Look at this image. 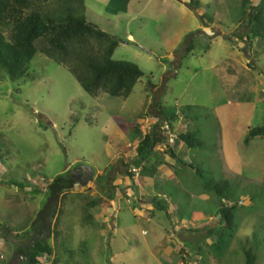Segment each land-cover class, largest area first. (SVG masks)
Wrapping results in <instances>:
<instances>
[{"label": "rangeland", "instance_id": "374dc122", "mask_svg": "<svg viewBox=\"0 0 264 264\" xmlns=\"http://www.w3.org/2000/svg\"><path fill=\"white\" fill-rule=\"evenodd\" d=\"M195 2L197 8L190 0H82L86 21L118 43L111 59L142 72L126 98L88 95L68 67L41 53L20 81L0 71V264H27L36 240L55 248L44 264H245L247 250L254 264H264V138L243 142L264 117V30L249 17L264 15V0ZM165 114L173 117L177 146L169 141L155 150L173 147L179 157L163 175L173 170L176 177L163 186L164 194L173 192L174 209L140 223L125 176L136 173L131 138L137 128L143 135L167 122ZM185 130L202 146L180 142ZM58 176L65 189L50 196ZM203 180L227 181L228 199L211 192L202 219L191 216L190 224ZM117 192L123 198L109 216L116 201L108 197ZM165 196L155 201L164 204ZM220 205H237L231 231L219 225ZM173 215L182 219L174 246L180 239L184 252L177 246L171 255L162 248L175 235ZM208 216L215 218L204 225Z\"/></svg>", "mask_w": 264, "mask_h": 264}, {"label": "trees", "instance_id": "16d2710c", "mask_svg": "<svg viewBox=\"0 0 264 264\" xmlns=\"http://www.w3.org/2000/svg\"><path fill=\"white\" fill-rule=\"evenodd\" d=\"M47 1L0 0V71L4 72L11 82L20 81L28 76L31 60L36 54L41 53L57 64L68 67L80 87L88 95L95 96L98 91L103 90L110 97L126 98L137 80L142 77L139 68L130 62L111 59L118 43L112 36L86 21L82 14L84 9L82 0H79L77 7L71 6L73 0H62L54 8H42L41 5ZM195 1L190 0V5L193 8H197ZM246 4L247 0H243V5ZM249 17L252 23L259 24L260 28L264 30L262 10L249 12ZM4 30H9L7 36H5ZM187 50L190 51V49ZM158 112L160 115L162 114V111ZM164 119L171 126L173 117L167 115ZM158 128V125H155L143 135L137 128L136 133L131 138V142L135 139L139 140L136 146V156L131 164L137 168L142 163H147L146 166L142 167V174H147L150 177L155 176L156 166L164 163L165 156L173 159L175 163L179 161L177 153L171 147L166 151L165 149L162 150L159 154L157 151L155 153V147L163 144L165 139L159 134ZM256 137L264 138V117L260 126L249 129L243 142L247 144ZM178 139L188 149L202 146V142L189 131L180 133ZM152 157L155 158L153 164L150 163L153 160ZM125 173L129 178H132L128 170ZM196 174L202 178L200 170H197ZM64 180L60 176L52 180L53 194L50 196L56 197V195L61 194L65 187H59L58 184L65 182ZM201 185V192L208 195L209 198L212 196V192L220 201L228 199V194H226L228 191L227 181L212 183L210 180H203ZM108 198H112V195ZM154 199L152 202L156 211H167L166 202L162 204V202ZM236 207L237 205H220L217 214L220 216L218 222L222 231L223 229L232 230L234 225L232 212ZM5 230L10 234L13 232L9 228H5ZM188 230L191 231V229ZM211 230L208 229L209 237L213 235ZM54 250L55 248L48 243L36 240L32 247L27 250L26 263L39 264V259L42 256H47L50 259L54 257ZM182 250L183 248L180 251ZM255 260L251 250H247L245 252V264H254Z\"/></svg>", "mask_w": 264, "mask_h": 264}, {"label": "crops", "instance_id": "0c3cea01", "mask_svg": "<svg viewBox=\"0 0 264 264\" xmlns=\"http://www.w3.org/2000/svg\"><path fill=\"white\" fill-rule=\"evenodd\" d=\"M179 63H180V59H179L178 64ZM135 142H136V140L133 141L132 143L134 144ZM174 165H175L174 160H173V164H172L171 162H168V156H165L164 157V163L161 164V165H158L156 167L155 177H150V176H147V174H144V176H142V178H141V176H138V179L135 177L136 179L133 180V185L131 186L133 189H131V188L128 189L129 192H130V194H131V196H130V194H128V196L127 195L126 196L127 197L130 196L129 198H131V200L135 203V206L132 208V214H133V209L140 210V212L138 214L142 213L141 214L142 218H140L139 216L133 214V216L135 218H137L140 223L142 221H143V223H148V224H150L152 222V218L154 216V212L156 211L154 209V206H153V202H152L153 199L154 198H157V197L159 198L160 196L161 197L162 196H165L166 194H164L163 186L166 185L167 183H172V182L174 183V182H176V179H175L176 177L174 175V171L173 170L171 172H168L166 174V176L163 177V175L165 173L164 172L165 167H168L169 169H172L173 167H175ZM162 166L164 168H160ZM158 174H161L162 175L161 176L162 177L161 179L159 178L160 176H158ZM160 181H163L164 183L161 185V183H159ZM126 184H128L127 181H126ZM130 185H131V183H130ZM132 190L135 191V194H134V192ZM170 192H171V194H167L165 196V200L164 201L168 205L167 212L170 213V214H172L174 208L171 206V202L169 200L170 199V196L169 195H172L173 192H172V190L169 191V193ZM197 196H198L197 199L200 200V201H199V203L194 204V206H195L196 210L199 213H197V211L194 209L195 211L193 212V215H190V218L187 219L188 220L187 223H190L192 221L191 220V216L199 217L200 219H202V214L203 215L205 214L204 212H201L200 211V207H201V204L204 201L209 200L210 198H209L208 195L204 194L203 192L197 194ZM122 198L123 197H121L120 194L117 193V195L115 197V200H114V202L116 201V204L113 205V209L110 210V208H108V209L106 208V212H107V214L109 216L116 215V213H117V211H118V209L120 207V201L122 200ZM171 199H173V198L171 197ZM126 202H128V199L126 200ZM108 210H110L112 212L108 213ZM144 211H145L146 214L144 213ZM200 213H202V214H200ZM172 217L174 219V226H173L172 229H173L175 235H173L172 237H170L169 234H168V239H167L168 245L162 248L164 252L170 253L171 255H173L175 252L180 251L181 250L180 247L182 245V243L179 244V242H181L180 239H179L176 242V247L179 246L178 251H176V247L174 246V244H175V242H174L175 239L174 238H177L178 237L176 232H178L177 230L179 228H178L177 225H178V223H180L182 221V219H179L180 222H177L176 219L174 218V215ZM209 218H210L209 221H211V219L212 218H215V217L208 216L207 218H204L203 224L206 222L207 225H208L209 224V221H208ZM192 219H193V217H192ZM190 224H193V222L190 223ZM176 227L178 228L177 230L175 229ZM159 229H160V227L158 226L157 229H152V230L155 231V234H156V233H158L157 231H159ZM191 231H193V230H191ZM188 232H190V231H188ZM143 233L145 234V236L147 235V232L145 230H144Z\"/></svg>", "mask_w": 264, "mask_h": 264}, {"label": "clouds", "instance_id": "9594fccd", "mask_svg": "<svg viewBox=\"0 0 264 264\" xmlns=\"http://www.w3.org/2000/svg\"><path fill=\"white\" fill-rule=\"evenodd\" d=\"M156 125H158V129H161V130H163V129H168V131L170 132H168L169 134L168 135H165V134H163L162 136L165 138L164 139V143L163 144H160L161 146H165V145H168L169 144V141H170V144L173 146H177L176 144H177V141H176V137L177 136H175V134L173 133L172 134V132H173V130L171 131V129L173 128V126H172V124H171V126H172V128H171V126L167 123V122H165V123H163L162 125H159V124H156ZM159 131V130H158ZM185 131H187V130H185ZM185 131H183V132H185ZM189 131V130H188ZM182 132V133H183ZM180 134V133H179ZM178 134V135H179ZM135 141V140H134ZM138 139H136V145L135 146H137V143H138ZM133 144V143H132ZM159 145V148L161 147ZM158 147V146H157ZM135 148V156H136V147H134ZM171 148H173V147H171ZM160 150H162V149H160ZM175 150V149H174ZM156 151V150H155ZM134 156V157H135ZM134 157H133V159H134ZM132 159V160H133ZM151 164H153V162H150ZM149 163V166H151V164ZM178 163V162H177ZM145 164H147V163H145ZM144 163H142L140 166H138L137 168L135 167V166H133V172H136L135 174H133L132 173V171L131 170H128L129 172H130V174L132 175V178H129L127 175H126V173H125V176H126V178L128 179V180H130V183H131V185H130V188L131 189H133L131 186L133 185V180L134 179H136L138 176H143L144 174H142L143 173V170H142V167L145 165ZM155 164V163H154ZM146 166V165H145ZM148 167V166H147ZM157 167V166H156ZM127 170H125V172H126ZM136 177V178H135ZM155 177V176H154ZM78 183V185L80 186V184H79V182H77ZM88 184V183H87ZM85 186V185H84ZM133 191V190H132ZM118 193V192H117ZM116 195L117 194H115V197H116ZM114 197V194H112V199L111 200H115V198H113ZM167 204V203H166ZM48 258H47V256H42L40 259H39V264H44L45 262H46V260H47ZM49 263V262H48Z\"/></svg>", "mask_w": 264, "mask_h": 264}, {"label": "bare ground", "instance_id": "6f19581e", "mask_svg": "<svg viewBox=\"0 0 264 264\" xmlns=\"http://www.w3.org/2000/svg\"><path fill=\"white\" fill-rule=\"evenodd\" d=\"M208 239V238H207Z\"/></svg>", "mask_w": 264, "mask_h": 264}]
</instances>
